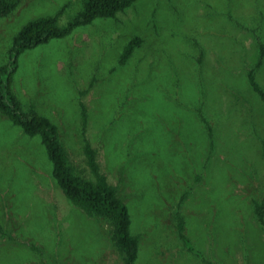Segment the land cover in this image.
<instances>
[{
  "label": "rangeland",
  "instance_id": "374dc122",
  "mask_svg": "<svg viewBox=\"0 0 264 264\" xmlns=\"http://www.w3.org/2000/svg\"><path fill=\"white\" fill-rule=\"evenodd\" d=\"M83 2L19 0L0 18V66L27 22L64 25ZM11 92L56 125L82 178L116 189L134 264H264V0H134L23 50ZM51 167L39 136L0 111V264H124L110 223Z\"/></svg>",
  "mask_w": 264,
  "mask_h": 264
},
{
  "label": "trees",
  "instance_id": "16d2710c",
  "mask_svg": "<svg viewBox=\"0 0 264 264\" xmlns=\"http://www.w3.org/2000/svg\"><path fill=\"white\" fill-rule=\"evenodd\" d=\"M19 0H0V18L7 16ZM134 0H84L82 9L64 25L58 23V16H42L27 22L12 38L7 51V60L0 66V111L15 125L30 136H39L47 157L51 162V175L62 193L74 204L86 212L103 217L112 226L110 239L123 254L124 264H134L138 255L139 237L130 232V215L126 205L117 196L116 189L106 183L103 176L95 181L82 178L71 166L66 157L63 144L58 138V129L49 118L39 114L33 108L23 112L15 96L11 92V79L17 67V57L25 49L32 48L51 38L68 35L74 28L89 24L96 17L114 16ZM138 43L134 38L124 48L122 60L127 58ZM250 82L254 89L258 86L250 74ZM264 98V94L261 95ZM90 162L92 164V153ZM264 156V141H263ZM94 166V163L92 164ZM255 213L264 232V197L255 206ZM179 236L186 250L194 248L185 236L183 221L177 224ZM4 234L5 232L1 231Z\"/></svg>",
  "mask_w": 264,
  "mask_h": 264
}]
</instances>
